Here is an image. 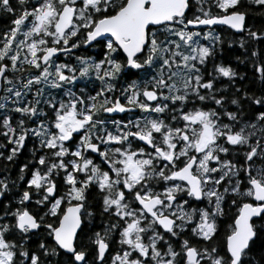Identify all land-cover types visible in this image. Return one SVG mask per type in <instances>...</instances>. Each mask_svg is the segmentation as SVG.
<instances>
[{"label":"snow or ice","instance_id":"obj_1","mask_svg":"<svg viewBox=\"0 0 264 264\" xmlns=\"http://www.w3.org/2000/svg\"><path fill=\"white\" fill-rule=\"evenodd\" d=\"M2 20L0 264H264V0H0Z\"/></svg>","mask_w":264,"mask_h":264},{"label":"trees","instance_id":"obj_2","mask_svg":"<svg viewBox=\"0 0 264 264\" xmlns=\"http://www.w3.org/2000/svg\"><path fill=\"white\" fill-rule=\"evenodd\" d=\"M193 3H195V0H193ZM218 32H220L221 35L224 36L225 38V44H224V51L222 53H218V60L219 59H223L224 61H228V60H233V63H235L234 61V57L236 55H239L241 53V49L239 48L238 46V43L236 45H234L232 47L231 50L228 49V44H227V41L231 38L228 34V30L225 29V28H218L217 30ZM251 75L250 71H249V76ZM29 147V145H28ZM28 147H26L24 149V154L23 155H20L18 157V160L23 162L27 156H28ZM14 174V173H13Z\"/></svg>","mask_w":264,"mask_h":264},{"label":"flooded vegetation","instance_id":"obj_3","mask_svg":"<svg viewBox=\"0 0 264 264\" xmlns=\"http://www.w3.org/2000/svg\"><path fill=\"white\" fill-rule=\"evenodd\" d=\"M7 21L6 20H2V21H0V23H6ZM218 28H221V27H216V30H218ZM96 51H98V49H89L88 50V54H90V55H95V52ZM243 50L241 49V52H242ZM78 54H80V55H83L84 54V50L83 49H81V51H80V53H78ZM62 59H63V57H61ZM244 69H243V67H241V71H243ZM85 83H87V81H80V83L77 85V88H79V87H82ZM89 87H92V85L91 84H89L88 85ZM138 114V113H137ZM114 116H120V115H123V114H113ZM31 140H29V142H28V145H29V147L31 146Z\"/></svg>","mask_w":264,"mask_h":264},{"label":"water","instance_id":"obj_4","mask_svg":"<svg viewBox=\"0 0 264 264\" xmlns=\"http://www.w3.org/2000/svg\"><path fill=\"white\" fill-rule=\"evenodd\" d=\"M201 27H203V26H201ZM215 27H221V28H225V29H227L226 26H221V25H217V26H215Z\"/></svg>","mask_w":264,"mask_h":264}]
</instances>
